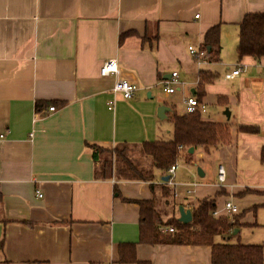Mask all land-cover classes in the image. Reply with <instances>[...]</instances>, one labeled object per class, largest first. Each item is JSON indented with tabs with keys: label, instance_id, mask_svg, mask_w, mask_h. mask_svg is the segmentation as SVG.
<instances>
[{
	"label": "crops",
	"instance_id": "1",
	"mask_svg": "<svg viewBox=\"0 0 264 264\" xmlns=\"http://www.w3.org/2000/svg\"><path fill=\"white\" fill-rule=\"evenodd\" d=\"M249 12H264V0H0V264H136L119 261L121 243H135V259L150 264H211L207 245L142 243L137 201L153 198L151 181L97 179L86 146L170 140L171 113H185L173 99L194 95L202 70L215 76L204 87L202 119L225 122L230 136L194 147L168 185L184 208L210 198L215 216L236 221L221 241L264 245V56L237 54ZM215 24L220 60L197 65L188 47H201ZM109 58L119 73L101 76ZM237 65L241 73L225 78ZM173 72L180 85L167 96L162 81ZM119 78L137 85L131 99L113 90ZM37 100L66 104L37 112ZM161 104L169 107L164 119ZM154 176L164 183L159 168Z\"/></svg>",
	"mask_w": 264,
	"mask_h": 264
},
{
	"label": "trees",
	"instance_id": "2",
	"mask_svg": "<svg viewBox=\"0 0 264 264\" xmlns=\"http://www.w3.org/2000/svg\"><path fill=\"white\" fill-rule=\"evenodd\" d=\"M219 33V24L211 26L204 33L201 48L204 49L209 61L220 60ZM127 35L130 34L124 33L121 39ZM142 39L144 42L149 39V36L145 35ZM237 54L239 58L252 55L259 59L264 56V12H249L242 18L239 23ZM214 79L213 74L200 71L199 89L193 94L201 99L205 85ZM53 103L60 106L66 104L63 100H37L35 110L39 112ZM218 103L226 104V102L222 103L221 96L218 97ZM170 121L173 127L170 140H145L134 144L122 142L113 149H104L95 144L86 143L93 161L97 163L95 177L101 179L116 175L119 179L151 181L150 188L154 193L153 198L137 201L140 204L139 240L142 243L207 245L211 247V264H263V244L220 240L221 237L227 239L226 237L231 235V230L238 225L235 220L227 216L214 215L213 199H199L197 204L191 208V221L182 223L174 214L180 202L175 199L171 187L167 182L160 183V185L152 182L155 178V168H159L164 175H168V168L172 164L182 159L186 161L192 159L189 148L198 145L206 147L215 145L227 141L230 136L229 126L225 122L205 121L198 111L183 114L173 112ZM236 129L248 133L259 132V127L256 125L238 124ZM262 157H264V146ZM165 225L173 227L174 230L161 232L159 227ZM119 248L120 262L150 264L149 261L135 259V243H121Z\"/></svg>",
	"mask_w": 264,
	"mask_h": 264
},
{
	"label": "built area",
	"instance_id": "3",
	"mask_svg": "<svg viewBox=\"0 0 264 264\" xmlns=\"http://www.w3.org/2000/svg\"><path fill=\"white\" fill-rule=\"evenodd\" d=\"M189 54L192 56V58L195 60L197 65L202 64L203 62L207 61V58L205 56V51L201 47H194L189 46L188 47ZM243 70L242 66L237 65L236 68H234L231 71H228L225 74V78L232 79L236 76H238L241 71ZM119 73L118 69V62L116 58H109L105 60L100 68H99V74L101 76H111V75H117ZM180 85L179 77L177 72H173L171 76L164 81H162V91L165 95L169 96L173 93H175ZM114 91H119L122 93L123 97L125 99H131L135 91L137 90V85L134 83L129 82L126 79L119 78L115 84H114ZM183 104L185 105V113L186 112H202L204 104L202 103L201 99H198L195 95H190L189 97L183 98ZM205 107V106H204ZM51 110H53V107H51ZM178 162H175L168 168V175L169 180L167 181V184L170 186L174 185V174L176 172V169L178 168ZM226 179V169L224 164H219L217 166V182L219 184H222ZM39 196H42V193H39ZM225 207L229 211V213L234 214L237 212V207L231 202L227 201L225 203ZM215 215V212H214ZM167 230L173 231V227L168 226Z\"/></svg>",
	"mask_w": 264,
	"mask_h": 264
},
{
	"label": "water",
	"instance_id": "4",
	"mask_svg": "<svg viewBox=\"0 0 264 264\" xmlns=\"http://www.w3.org/2000/svg\"><path fill=\"white\" fill-rule=\"evenodd\" d=\"M169 110V107H167L165 104H161L158 108H157V116L159 119H164L166 118V112ZM225 115L227 118L230 117V111L228 108L225 109L224 111ZM190 153L193 152V147L189 148L188 150ZM197 172L199 174H203L200 170V168H197ZM169 180V175H164L162 177V181L167 182ZM178 220L182 223H188L191 221L192 219V214H191V210L189 208H184L183 205H179L178 206Z\"/></svg>",
	"mask_w": 264,
	"mask_h": 264
},
{
	"label": "rangeland",
	"instance_id": "5",
	"mask_svg": "<svg viewBox=\"0 0 264 264\" xmlns=\"http://www.w3.org/2000/svg\"><path fill=\"white\" fill-rule=\"evenodd\" d=\"M161 90H162V87H161ZM177 92V91H176ZM175 92V93H176ZM161 94V93H160ZM174 101H176V104H177V111L178 112H182V110H183V102H182V104H181V99H178V98H174L173 99ZM214 107V105H212V104H208V109H210V108H213ZM201 114H202V112H201ZM163 128L164 129H168V128H170V125H169V123L168 124H164L163 125ZM178 163H179V161H178Z\"/></svg>",
	"mask_w": 264,
	"mask_h": 264
}]
</instances>
